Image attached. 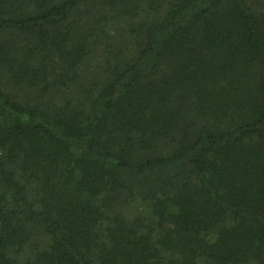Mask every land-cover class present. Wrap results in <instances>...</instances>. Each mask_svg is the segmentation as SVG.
I'll return each instance as SVG.
<instances>
[{
  "label": "trees",
  "instance_id": "obj_1",
  "mask_svg": "<svg viewBox=\"0 0 264 264\" xmlns=\"http://www.w3.org/2000/svg\"><path fill=\"white\" fill-rule=\"evenodd\" d=\"M0 264H264V0H0Z\"/></svg>",
  "mask_w": 264,
  "mask_h": 264
}]
</instances>
